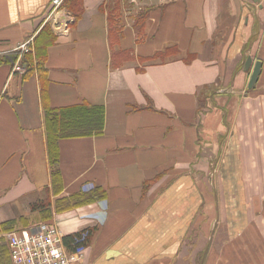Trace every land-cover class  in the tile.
Masks as SVG:
<instances>
[{"label":"crops","instance_id":"0c3cea01","mask_svg":"<svg viewBox=\"0 0 264 264\" xmlns=\"http://www.w3.org/2000/svg\"><path fill=\"white\" fill-rule=\"evenodd\" d=\"M64 2L0 0V53L30 37L35 46L50 26L58 38L46 104L103 106L104 132L59 141L55 193L43 85L15 73L9 56L0 64V224L50 223L65 237L95 229L82 264H264V0H80L76 24ZM112 12L123 25L114 46ZM117 51L132 58L113 66ZM96 188L103 198L57 210L59 199Z\"/></svg>","mask_w":264,"mask_h":264},{"label":"trees","instance_id":"16d2710c","mask_svg":"<svg viewBox=\"0 0 264 264\" xmlns=\"http://www.w3.org/2000/svg\"><path fill=\"white\" fill-rule=\"evenodd\" d=\"M69 8L75 16V24L82 17V10H80V0H65L63 6ZM120 13L112 12L109 14L110 21V37L113 46L119 41L123 34V25L118 18ZM116 20V21H115ZM58 36L51 30V27L46 25L35 38L34 51L27 52L22 57V65L25 69L24 78L28 79L34 74H38L39 79L43 85V98L45 100V114L46 127L48 132V150L49 160L52 167V179L55 193H60L63 188V180L60 164V147L59 141L63 138L82 137L101 135L105 128V107L91 106L88 104H79L64 108H51L46 104L48 99V92L46 86L49 83V72L47 67L48 49L57 41ZM168 51L158 52L151 58H145L143 61H157L158 59H165ZM19 50H14L12 53H0V64L9 62L8 57H14L13 66L17 63ZM131 53L127 51H117L113 54V66H120L122 60L131 59ZM141 71V69H140ZM105 191L96 188L90 192L81 191L69 197H64L57 201V210L63 211L75 208L82 205H87L95 202L99 198L105 196ZM51 199L41 201L33 205V210L38 208H47L51 205ZM51 213L48 214V217ZM16 221H7L0 224V263L9 264L8 259L11 258L6 239L3 234H10L15 230ZM95 229L85 230L65 237L66 244L70 251H75L77 248L89 245L93 237ZM86 234V238H84ZM8 258V259H7Z\"/></svg>","mask_w":264,"mask_h":264},{"label":"built area","instance_id":"2783aa9c","mask_svg":"<svg viewBox=\"0 0 264 264\" xmlns=\"http://www.w3.org/2000/svg\"><path fill=\"white\" fill-rule=\"evenodd\" d=\"M63 0H54L59 7ZM14 50L20 51V56L14 66L15 73L24 74L22 57L25 53L34 51V37H30ZM11 258L14 264H82L81 247L70 251L65 236L61 230L50 223H43L37 229H21L7 235ZM86 234H84V238Z\"/></svg>","mask_w":264,"mask_h":264},{"label":"water","instance_id":"95a60500","mask_svg":"<svg viewBox=\"0 0 264 264\" xmlns=\"http://www.w3.org/2000/svg\"><path fill=\"white\" fill-rule=\"evenodd\" d=\"M253 59L252 57H248L246 59V62H245V66L247 69L251 68L253 66ZM261 72H262V61L261 60H258L255 62V65H254V68H253V72H252V75H251V79L249 81V88L250 89H253L256 87L257 85V82L259 80V77L261 75Z\"/></svg>","mask_w":264,"mask_h":264},{"label":"rangeland","instance_id":"374dc122","mask_svg":"<svg viewBox=\"0 0 264 264\" xmlns=\"http://www.w3.org/2000/svg\"><path fill=\"white\" fill-rule=\"evenodd\" d=\"M211 216H212V212H211ZM211 216H210V217H211Z\"/></svg>","mask_w":264,"mask_h":264}]
</instances>
